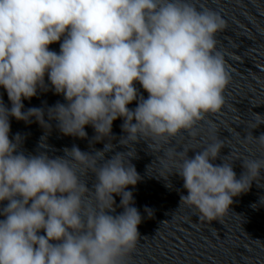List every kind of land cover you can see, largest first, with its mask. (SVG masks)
Returning a JSON list of instances; mask_svg holds the SVG:
<instances>
[{
    "label": "clouds",
    "instance_id": "9594fccd",
    "mask_svg": "<svg viewBox=\"0 0 264 264\" xmlns=\"http://www.w3.org/2000/svg\"><path fill=\"white\" fill-rule=\"evenodd\" d=\"M224 27L219 14L191 0H0V87L11 103L0 96V264H126L143 219L127 190L141 180L128 145L144 141L159 151L182 130L195 137L197 123L221 110L230 76L215 34ZM57 42L59 53L49 49ZM50 90L66 103L23 110V100ZM133 101L137 106L130 109ZM10 117L38 123L45 130L41 142L50 121L80 139L88 138L90 125V144L107 142L92 153L73 145L62 156L26 155L24 137L10 139ZM118 118L125 133L119 144L128 151L105 159ZM255 120L252 129L264 124V115L255 113ZM210 139L192 158L169 148L158 178L169 189L171 175L182 178L187 195L179 205L209 223L222 222L233 198L247 193L264 171V158L226 162L223 141ZM243 140L264 149V134ZM217 158L223 163L211 162ZM235 160H242L239 178ZM90 173L91 188L81 179ZM114 195L121 198L118 206ZM116 207L123 211L112 214ZM144 211L154 217L153 209Z\"/></svg>",
    "mask_w": 264,
    "mask_h": 264
},
{
    "label": "water",
    "instance_id": "95a60500",
    "mask_svg": "<svg viewBox=\"0 0 264 264\" xmlns=\"http://www.w3.org/2000/svg\"><path fill=\"white\" fill-rule=\"evenodd\" d=\"M215 39L216 50L222 53L225 69L230 76L223 92L225 103L221 110L206 114L205 119L197 123L195 137L182 130L169 143L161 142L159 151L148 148L144 141L135 146L128 145L132 154L136 155L130 159L141 180L134 187L128 186L127 190L132 191L133 206L139 210L143 219L138 226L141 238L127 257L126 264H264V203L260 202L264 197V171L247 193L233 198L230 211L220 218L222 222L211 223L200 220L195 209L179 205L181 194L187 195L182 178L171 175V189L165 186L164 180L158 179L162 171L159 160L163 158L167 161L164 153L169 148L176 152L186 150L189 158H192L195 152L212 142L211 136L223 141L224 148L221 149L220 157L226 162L237 156L264 158V149L258 143H245L243 140L250 133L254 137L264 134V124L256 129L251 128V124L257 122L255 113L264 115V23L221 30L215 34ZM45 82L49 83L47 76ZM136 87L147 98L148 93L138 82ZM0 96L10 108L7 92L2 87ZM57 102L66 103L62 95L51 90L38 92L30 100H23V110L32 107L47 109ZM136 106V101L128 105L130 109ZM50 123L51 132L46 141L41 142L45 130L38 123L33 121L26 124L10 117V139L19 133L24 137L22 150L26 155L47 151L50 156H62L63 150L71 149L73 145L83 152L92 153L102 150L107 142L90 144L95 135L90 125L85 126L88 138L80 139L60 133L56 121ZM122 123V118L113 122L112 133L116 138L109 140L113 150L105 154V159H110L116 152L128 151V148L119 144L120 137L125 135L121 130ZM148 143L152 144L153 141L148 140ZM221 158L211 162L222 164ZM103 162L100 161L101 164ZM233 170L239 178L244 171L242 160L233 162ZM81 179L91 188L95 177L90 173L87 176L81 175ZM114 199L118 206L121 198L114 195ZM145 206L154 210L153 218H148ZM122 211V208L116 207V212L112 214ZM3 218L0 216V219ZM40 234H44L43 231Z\"/></svg>",
    "mask_w": 264,
    "mask_h": 264
}]
</instances>
